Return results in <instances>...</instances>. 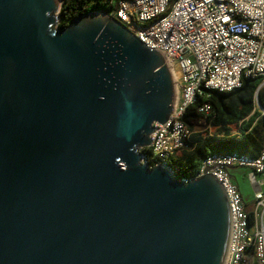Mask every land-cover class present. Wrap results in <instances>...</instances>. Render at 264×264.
<instances>
[{"label":"water","instance_id":"water-1","mask_svg":"<svg viewBox=\"0 0 264 264\" xmlns=\"http://www.w3.org/2000/svg\"><path fill=\"white\" fill-rule=\"evenodd\" d=\"M63 2L0 0V264H224L210 169L141 163L174 108L163 55L98 11L59 28Z\"/></svg>","mask_w":264,"mask_h":264},{"label":"built area","instance_id":"built-area-1","mask_svg":"<svg viewBox=\"0 0 264 264\" xmlns=\"http://www.w3.org/2000/svg\"><path fill=\"white\" fill-rule=\"evenodd\" d=\"M98 12L117 20L147 48L162 54L174 78L173 112L166 123L154 125L151 145L141 149V163L150 169L169 166L182 183L202 177L210 169L207 174L222 185L229 204L230 233L224 264H245L246 252L251 249L264 264V180L257 178L264 174V141L256 158L238 153L208 156L195 178L179 177L178 168L171 163L190 148L194 131L182 117L199 98L211 92L236 91L243 78L260 77L264 87V0H117ZM211 111L209 103L199 108L205 117ZM144 149L150 154L143 153ZM236 168L250 171L255 200L253 224L230 174Z\"/></svg>","mask_w":264,"mask_h":264},{"label":"trees","instance_id":"trees-1","mask_svg":"<svg viewBox=\"0 0 264 264\" xmlns=\"http://www.w3.org/2000/svg\"><path fill=\"white\" fill-rule=\"evenodd\" d=\"M96 1L88 7V4ZM117 0H64L60 12L59 28L67 27L74 19L105 8V4ZM262 78H243L240 89L231 93L211 92L209 96L199 98L197 102L187 108L182 122L194 131L197 124L203 121L211 127L222 130V134L216 136L200 137L195 131L190 141V148L183 151L178 158L171 159V163L177 168V175L184 178H195L199 174L200 167L205 158L212 154L238 153L251 158L259 156L262 140L254 132L255 123L261 122L264 128V115L255 111V101L258 93L259 102L264 107V87L261 86ZM262 87V88H261ZM209 103L212 111L205 117L199 113V108ZM235 125L238 133L233 135L229 127ZM143 153L150 154L148 149ZM250 223L254 217L248 213ZM245 264H260L254 251L246 252Z\"/></svg>","mask_w":264,"mask_h":264},{"label":"rangeland","instance_id":"rangeland-1","mask_svg":"<svg viewBox=\"0 0 264 264\" xmlns=\"http://www.w3.org/2000/svg\"><path fill=\"white\" fill-rule=\"evenodd\" d=\"M64 1V0H63ZM262 88V87H261ZM261 107V108H260ZM255 111H258L262 115H264V107L259 102V97H257L255 101ZM254 132L258 138H260L262 141H264V128L261 124V122L255 123L254 125ZM229 131L231 134L236 135L238 133L237 127L235 125L230 126ZM196 135L200 137L204 136H216L219 134H222V130L217 129L216 127H211L208 124H206L204 121L200 124H197L194 129ZM175 159L178 158V156L174 157ZM249 172L244 168H236L230 170V174L232 178H236L237 182L241 186L242 190H244L247 194H250V181L248 179ZM258 179H264V174L257 177ZM264 190V186H263Z\"/></svg>","mask_w":264,"mask_h":264},{"label":"crops","instance_id":"crops-1","mask_svg":"<svg viewBox=\"0 0 264 264\" xmlns=\"http://www.w3.org/2000/svg\"><path fill=\"white\" fill-rule=\"evenodd\" d=\"M248 171V170H247ZM249 174H248V179L250 177V171H248ZM261 180V179H260ZM264 180V179H263ZM233 181L235 182V184L239 187L241 193H242V196H243V201H244V204H245V207H246V210L248 213H251L253 212L254 210V205H255V200H254V190H253V187H252V184H251V181H250V184H251V187H250V194H247L244 190H242L241 186L239 185V183L237 182L236 178L233 179ZM263 189V188H262ZM264 191V190H263Z\"/></svg>","mask_w":264,"mask_h":264}]
</instances>
